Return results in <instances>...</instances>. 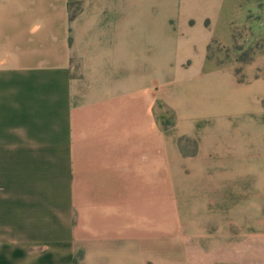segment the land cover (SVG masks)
Here are the masks:
<instances>
[{
  "label": "crops",
  "instance_id": "0c3cea01",
  "mask_svg": "<svg viewBox=\"0 0 264 264\" xmlns=\"http://www.w3.org/2000/svg\"><path fill=\"white\" fill-rule=\"evenodd\" d=\"M37 1L0 0V264H264L242 0Z\"/></svg>",
  "mask_w": 264,
  "mask_h": 264
},
{
  "label": "rangeland",
  "instance_id": "374dc122",
  "mask_svg": "<svg viewBox=\"0 0 264 264\" xmlns=\"http://www.w3.org/2000/svg\"><path fill=\"white\" fill-rule=\"evenodd\" d=\"M39 1L41 0L37 2ZM42 3L43 8L47 7L46 1ZM76 11V5H72L70 17ZM239 11L238 19L232 28L234 41L224 22L220 21L213 29L210 54L224 64L232 66L238 79H243L253 73L255 67L264 68V57L260 56L264 55V0H242ZM201 26L209 27L205 22ZM245 64L249 65L244 68ZM258 75L264 76V73L259 72Z\"/></svg>",
  "mask_w": 264,
  "mask_h": 264
},
{
  "label": "trees",
  "instance_id": "16d2710c",
  "mask_svg": "<svg viewBox=\"0 0 264 264\" xmlns=\"http://www.w3.org/2000/svg\"><path fill=\"white\" fill-rule=\"evenodd\" d=\"M74 264H77V259L74 260Z\"/></svg>",
  "mask_w": 264,
  "mask_h": 264
}]
</instances>
